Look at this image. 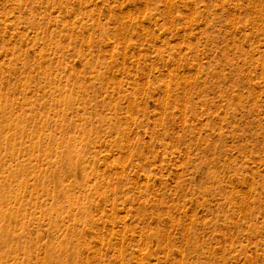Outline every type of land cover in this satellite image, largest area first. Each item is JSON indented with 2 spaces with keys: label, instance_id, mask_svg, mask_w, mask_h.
<instances>
[{
  "label": "rangeland",
  "instance_id": "obj_1",
  "mask_svg": "<svg viewBox=\"0 0 264 264\" xmlns=\"http://www.w3.org/2000/svg\"><path fill=\"white\" fill-rule=\"evenodd\" d=\"M0 264H264V0H0Z\"/></svg>",
  "mask_w": 264,
  "mask_h": 264
}]
</instances>
